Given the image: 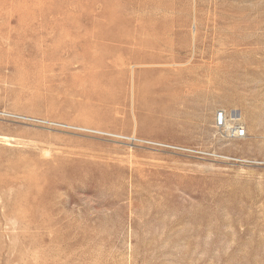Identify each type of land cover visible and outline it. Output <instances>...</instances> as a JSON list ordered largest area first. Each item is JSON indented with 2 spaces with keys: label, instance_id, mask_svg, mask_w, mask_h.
<instances>
[{
  "label": "rangeland",
  "instance_id": "374dc122",
  "mask_svg": "<svg viewBox=\"0 0 264 264\" xmlns=\"http://www.w3.org/2000/svg\"><path fill=\"white\" fill-rule=\"evenodd\" d=\"M0 264H264V0H0Z\"/></svg>",
  "mask_w": 264,
  "mask_h": 264
},
{
  "label": "built area",
  "instance_id": "2783aa9c",
  "mask_svg": "<svg viewBox=\"0 0 264 264\" xmlns=\"http://www.w3.org/2000/svg\"><path fill=\"white\" fill-rule=\"evenodd\" d=\"M215 134L223 140L240 139L245 135L246 127L242 120L231 118L228 111L224 108H218L214 112L213 124ZM158 147H168L178 151L193 153L201 157H216L214 151H206L199 148H190L174 144H162L159 142H150Z\"/></svg>",
  "mask_w": 264,
  "mask_h": 264
},
{
  "label": "bare ground",
  "instance_id": "6f19581e",
  "mask_svg": "<svg viewBox=\"0 0 264 264\" xmlns=\"http://www.w3.org/2000/svg\"><path fill=\"white\" fill-rule=\"evenodd\" d=\"M237 111H238V110H237ZM238 115L240 116L239 113L234 112V114H231L230 116H231V118H238V119H240V117H238ZM240 120H241V119H240Z\"/></svg>",
  "mask_w": 264,
  "mask_h": 264
},
{
  "label": "crops",
  "instance_id": "0c3cea01",
  "mask_svg": "<svg viewBox=\"0 0 264 264\" xmlns=\"http://www.w3.org/2000/svg\"><path fill=\"white\" fill-rule=\"evenodd\" d=\"M214 117V116H213Z\"/></svg>",
  "mask_w": 264,
  "mask_h": 264
}]
</instances>
